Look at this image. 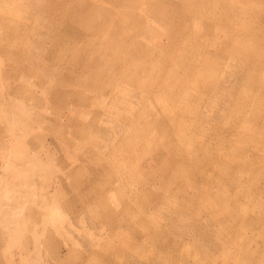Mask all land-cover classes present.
Here are the masks:
<instances>
[{"label":"rangeland","instance_id":"374dc122","mask_svg":"<svg viewBox=\"0 0 264 264\" xmlns=\"http://www.w3.org/2000/svg\"><path fill=\"white\" fill-rule=\"evenodd\" d=\"M0 264H264V0H0Z\"/></svg>","mask_w":264,"mask_h":264},{"label":"bare ground","instance_id":"6f19581e","mask_svg":"<svg viewBox=\"0 0 264 264\" xmlns=\"http://www.w3.org/2000/svg\"><path fill=\"white\" fill-rule=\"evenodd\" d=\"M184 164V163H183Z\"/></svg>","mask_w":264,"mask_h":264}]
</instances>
